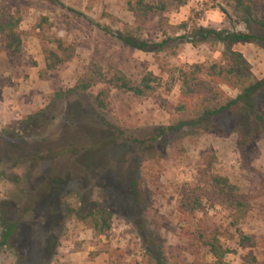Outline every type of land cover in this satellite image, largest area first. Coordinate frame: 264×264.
Wrapping results in <instances>:
<instances>
[{
    "label": "rangeland",
    "instance_id": "1",
    "mask_svg": "<svg viewBox=\"0 0 264 264\" xmlns=\"http://www.w3.org/2000/svg\"><path fill=\"white\" fill-rule=\"evenodd\" d=\"M162 1L168 2L0 0V24L17 23L13 32L21 39L20 51L7 50L0 33V92L12 85L7 74L16 68L24 88L14 102L7 94L8 103L28 106V116L45 111L39 124L17 126L27 116L0 124V203L11 206L10 220L17 223L11 244L0 246V264H264V131L239 149L225 116L210 133L185 128L152 141L158 128L191 119L178 111V70L222 63L223 47L177 41L155 56L124 48L114 37L129 26L139 38L159 43L183 36L177 28L186 22L247 29L229 0H184L165 14L143 10ZM248 2L264 22V0ZM41 18L47 22L39 28ZM252 33L264 37V27L253 25ZM61 42L70 52L58 50ZM234 50L263 80L264 48L238 44ZM116 73L137 85L150 79L147 96L110 86ZM92 76L97 81L86 92L54 97ZM104 91L107 109L92 112L93 99ZM257 110L264 117V93ZM97 114L118 133V143L104 150L106 162L90 160L102 124ZM95 209L112 216L105 236L78 220ZM5 217L0 206V240Z\"/></svg>",
    "mask_w": 264,
    "mask_h": 264
},
{
    "label": "trees",
    "instance_id": "2",
    "mask_svg": "<svg viewBox=\"0 0 264 264\" xmlns=\"http://www.w3.org/2000/svg\"><path fill=\"white\" fill-rule=\"evenodd\" d=\"M168 2H160L158 5H144V9L149 13L165 14L171 9H180L185 5L184 0H167ZM232 3L235 16L246 27V32L233 29L228 30H214L205 27H191L189 23H182L177 29L185 33L179 38H166L162 42H149L139 38L133 28L125 26L121 34L114 35V37L122 44L124 48L140 51L145 54L159 55L167 52L170 47L169 44L173 42H185L193 47L207 45H221L223 47L222 58L223 62L206 66L203 64L185 65L178 70L179 79L181 83V100L178 111L188 112L191 116L189 121H181L176 126L161 127L155 130L156 137L152 141L159 138L166 137L172 132H179L185 128H195L205 133H210L211 128L217 127V121L225 116H229L232 121V132L236 133L239 137L238 147L244 149L253 145L254 138L259 133H262L264 125V117L261 116L257 110V100L264 93V79L257 80L252 72L249 63L245 60L244 56L235 51L234 47L238 44H255L264 48V37L252 33L253 25L264 27V22L256 19L254 9L248 0H229ZM63 9H67L60 2H56ZM129 5L131 3L129 2ZM79 17H85L83 14L74 10H69ZM133 11V10H132ZM135 16L140 19V15L133 11ZM1 17V16H0ZM47 22V18H41V25ZM0 33L5 37L7 50L20 51L21 39L19 34L13 32V28L17 25H11V22L0 24ZM99 28L107 34H112L108 30ZM23 35V34H21ZM58 50L70 52L69 47L64 46L61 42L58 45ZM172 54H176L173 52ZM51 56L58 57L57 53H50ZM73 54L66 60H58V63L72 59ZM55 66V65H54ZM53 66V67H54ZM52 68V67H51ZM90 76V75H89ZM149 77H153L151 74ZM97 80L92 76L87 80L82 79L74 88L66 92H58L54 95L57 99H64L70 94L86 92L89 87ZM150 79H144L140 85L133 83L122 73H116L108 84L117 90L132 93L135 97H146L149 88ZM226 87L232 91H238L236 98H230L223 90ZM105 91L101 92L93 99L94 110L97 108L101 110L107 109V104H104L103 97ZM95 106L97 108H95ZM45 111L42 110L36 114L27 116L25 119L19 121L17 126L25 127L29 125L39 124L38 118L44 116ZM101 121L99 130L94 132L97 140L92 158L97 162L109 161L107 153L104 152L106 148L115 146L118 143L117 130L114 126L106 122L103 116L97 114ZM94 116V113H92ZM99 120V119H98ZM2 134V133H1ZM139 146H144L143 141L134 140ZM104 152V153H103ZM3 155V154H2ZM90 163V161L88 162ZM19 162L15 166H19ZM132 175V174H131ZM2 175L0 174V179ZM133 186L135 184L133 183ZM136 195V193H135ZM0 206L5 210V218L2 222L3 231L1 234L0 246L8 247L13 241V235L17 229V223L10 220L9 204L0 203ZM71 213H76L71 210ZM81 222H88L91 230L99 236H105L111 228V214L106 215L100 210H92L85 218L77 216Z\"/></svg>",
    "mask_w": 264,
    "mask_h": 264
},
{
    "label": "crops",
    "instance_id": "3",
    "mask_svg": "<svg viewBox=\"0 0 264 264\" xmlns=\"http://www.w3.org/2000/svg\"><path fill=\"white\" fill-rule=\"evenodd\" d=\"M31 28L32 26H29V27L20 26L19 29L22 31H29L31 30ZM17 71L18 70L16 68L11 69V71L7 75L9 77H12V81H11L12 85L8 89L5 88V90L0 92V94H2V98L0 95V124L1 125H8L9 123H11V121H15L18 119L20 120L24 116H28L30 114V111L28 110V106H25V108L23 107L24 105L19 106V107H14L15 106V105L13 106L14 103L13 104L8 103V100L6 99L7 94L10 96V100H13L11 102H14V99L18 100V97H20L19 92H20V89L24 86V81L19 78L18 80H16L15 73ZM6 90H8V92H5Z\"/></svg>",
    "mask_w": 264,
    "mask_h": 264
}]
</instances>
